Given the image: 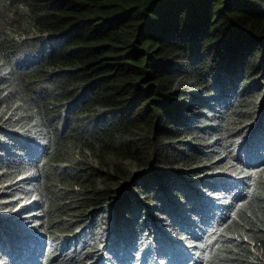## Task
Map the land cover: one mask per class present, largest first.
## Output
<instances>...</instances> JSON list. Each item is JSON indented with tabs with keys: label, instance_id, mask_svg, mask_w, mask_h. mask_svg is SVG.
<instances>
[{
	"label": "trees",
	"instance_id": "16d2710c",
	"mask_svg": "<svg viewBox=\"0 0 264 264\" xmlns=\"http://www.w3.org/2000/svg\"><path fill=\"white\" fill-rule=\"evenodd\" d=\"M0 264H264V0H0Z\"/></svg>",
	"mask_w": 264,
	"mask_h": 264
}]
</instances>
